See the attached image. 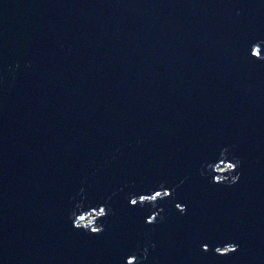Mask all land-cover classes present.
<instances>
[{
	"label": "water",
	"instance_id": "obj_1",
	"mask_svg": "<svg viewBox=\"0 0 264 264\" xmlns=\"http://www.w3.org/2000/svg\"><path fill=\"white\" fill-rule=\"evenodd\" d=\"M261 41L264 0H0V264H124L146 245L144 264H264ZM225 147L231 187L200 175ZM161 183L150 226L128 198ZM81 189L111 208L99 236L68 220Z\"/></svg>",
	"mask_w": 264,
	"mask_h": 264
},
{
	"label": "clouds",
	"instance_id": "obj_2",
	"mask_svg": "<svg viewBox=\"0 0 264 264\" xmlns=\"http://www.w3.org/2000/svg\"><path fill=\"white\" fill-rule=\"evenodd\" d=\"M239 14V13H237ZM262 45L264 41L257 42L251 47L250 57L253 60L264 61L262 55ZM240 166V160L230 151L229 147L222 148L217 160L203 165V170L200 175L204 178H210L209 183L215 185H224L231 187L239 180V172L237 169ZM160 190H155L151 194H130L128 198L129 207H143L149 205L151 208L156 209V212L145 219L147 225H155L163 221L164 217L160 215L163 209H157V204L161 200L169 199L172 197L175 189L171 191L164 188L163 183L159 185ZM83 189L77 194L80 200L74 203V206L68 214V220L71 222V227L76 231H83L89 235L99 236L103 233L104 227L100 221L105 220L111 214V208L108 207L107 200L103 205L91 206L85 203L86 198L83 196ZM111 199V197H109ZM75 201V197H73ZM176 211L181 215L185 214L186 207L177 203L175 205ZM155 247V245H146L139 253L133 254L126 258L124 264H144L148 258V248ZM239 245L231 243L224 246H217L214 249L215 255L219 257H226L235 254L238 251ZM202 251L207 252V246L201 248Z\"/></svg>",
	"mask_w": 264,
	"mask_h": 264
}]
</instances>
